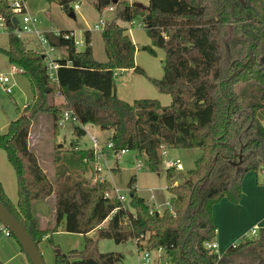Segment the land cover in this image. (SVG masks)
<instances>
[{"label":"trees","instance_id":"trees-1","mask_svg":"<svg viewBox=\"0 0 264 264\" xmlns=\"http://www.w3.org/2000/svg\"><path fill=\"white\" fill-rule=\"evenodd\" d=\"M45 1L73 12L75 0ZM7 6L0 0L9 31L2 50L10 64L31 78L41 101L35 108L24 106L0 133V148L17 182V202L9 200L0 183V203L37 244L59 226L81 234L96 230V238L86 237L82 250L58 251L55 264H118L120 255L99 251L98 239H131L138 250L161 249L168 264H264V227L230 245L220 257L203 245L215 236L213 204L222 197L238 202L244 175L264 169V0H148L145 8L127 0H95L98 10L111 6L115 13L101 30L106 60L93 58L89 30L82 51L73 37L63 36L72 30H60L57 36L46 32L51 47L66 51L55 60V81L49 79L46 56L28 49L13 33ZM135 18L141 19L138 23L151 40L141 49L151 54L154 47L163 50V75L152 82L169 94V105L153 98L130 103L115 93L116 71L141 72L134 59L137 46L128 28L117 22L131 24ZM52 93L62 102L47 101L45 96ZM66 111L73 134L82 135L85 124L110 130L108 141L115 150H133L156 170L162 146L200 148L202 153L186 173L176 166L166 168L172 197L164 211L152 209L135 194L133 179L128 209L115 197H104L109 188L104 181L90 186L80 175L71 181V174L58 172L51 178L39 163L28 144L34 119L48 112L59 128ZM67 151L85 165L95 159L92 147L81 148L74 140ZM69 163L74 164L72 158ZM178 179L182 183L175 184ZM52 195L53 220L41 227L33 206Z\"/></svg>","mask_w":264,"mask_h":264},{"label":"rangeland","instance_id":"rangeland-1","mask_svg":"<svg viewBox=\"0 0 264 264\" xmlns=\"http://www.w3.org/2000/svg\"><path fill=\"white\" fill-rule=\"evenodd\" d=\"M127 1L148 5V0ZM75 3L78 5L77 8H74ZM71 6L73 7L75 18L70 17L69 13L63 11L57 4L49 5L45 0L25 1L27 12L36 15L39 19L37 24L39 30L48 31L50 27L52 30H72L75 47L78 51L84 49V32L89 30L93 58L98 61H105L106 55L101 38L102 28H94V24L101 21L114 20V10L112 7L98 10L95 7V0H75L71 2ZM18 17L21 19L20 15ZM140 20V18H135L131 24L117 20L120 26L128 28V33L137 46L134 59L141 72L133 69L116 71L114 75L115 93L119 98L130 103L135 99L153 98L157 99L162 105H169L171 101L169 94L161 92L152 82L153 79L161 78L163 75V50L154 47L155 53L151 54L141 49L143 45H151V40L144 26H137ZM8 35V30H0V75H8V85H11V93L8 94L5 91V86L0 83V133L6 131L9 122L14 120L19 112L23 111L25 105L35 108L41 101L31 78L24 73L12 71V64H10L8 57L2 50L8 46ZM20 38L28 49L42 52L33 34L20 33ZM50 47L46 48L47 57L44 59L46 65L49 61H55L66 55L64 48ZM45 97L47 101L53 100L55 104H59L62 99L54 93ZM262 120L264 119L262 118ZM85 129L87 130L86 132L77 136L72 133V125L69 122L58 128L54 125L51 114L42 112L37 115L30 127L28 144L36 153L39 163L51 178L58 172L63 176L71 174V181L76 180L80 175L90 186L95 184L96 181H104L109 186L107 191L111 187L121 191L124 196L122 205L128 209H132L129 203L131 199V179H133L132 185L135 187V194L144 198L153 207L152 209H156L158 212L164 211L169 206L172 197V194L167 189L166 161L172 160L176 163L175 166L179 172L186 173L194 168L196 160L202 153L200 148L186 149L165 146L163 148L165 154H161V162L156 170L148 164L144 156H139L133 150H126L119 156L115 155L114 150L107 147L108 140L105 137L107 130H101L93 124H87ZM90 135H95L98 138L100 148L104 153L97 160L87 162L85 165V163L82 164L80 160H77V155L73 154L72 156L67 149H70L72 140L81 148H91ZM71 158L74 161L73 165L69 163ZM247 173H250L249 175H252L253 178L258 177L261 183L264 182V169L261 171L251 170ZM0 183L9 200L15 204L17 202L16 175L5 152L1 148ZM175 184L178 183L175 182ZM259 192L264 193V188L262 187ZM223 198L227 199L222 197L219 200ZM53 206V195L46 200L36 202L33 206L37 223L41 227H44L46 221L53 220ZM106 222L107 219L102 224L105 225ZM86 237L95 239L96 230L84 235L67 232L63 227L59 226L56 231L44 237L38 243V249L45 264H55V255L58 251L60 253H68L72 249L82 250ZM10 243L16 246L11 247ZM97 249L101 252H113L115 255H120L118 264H168L167 256L163 250H138L134 240L131 239L120 243H116L111 239H98ZM17 250H19V245L12 235H0V262L9 258ZM224 251L225 248H219V253ZM146 252L149 255L147 263H145L143 258ZM8 264L30 263L24 253L20 252Z\"/></svg>","mask_w":264,"mask_h":264},{"label":"built area","instance_id":"built-area-1","mask_svg":"<svg viewBox=\"0 0 264 264\" xmlns=\"http://www.w3.org/2000/svg\"><path fill=\"white\" fill-rule=\"evenodd\" d=\"M2 1L6 2L8 5L7 11L10 14V18H9L10 22L13 23V21H12L13 16H15L17 19L16 24L13 23L15 25V28L13 29V33L19 37H20V33L33 34V36L36 37V39L40 45L42 53L47 57L46 48L48 46H50V44H49L48 38L46 37V32H51L57 36V35H60V30H52L51 27L48 31L39 30L37 28V24L39 23V19L37 18L36 15H33V14L27 12L26 7H25V1L26 0H2ZM74 7L77 8L78 5L75 3ZM19 15L21 16V19L18 17ZM7 23L8 22H7V19L5 18V16L0 14V30H8V26H7L8 24ZM104 24H105V22L101 21L100 23L94 24V28H103ZM138 24L140 26L142 25L140 23H138ZM63 36L64 37H74L73 31L70 33H65V34H63ZM50 48H52V47H50ZM46 66H47V70H48L49 79L51 81H55L56 80L55 70L58 66L57 62L53 61V60L49 61ZM12 71L22 73L23 70L18 66L12 65ZM0 83L5 86V91L8 94H10L11 93V85H8L9 76L8 75H0ZM70 119H72V118L70 117L69 113L66 111L63 113L62 118L58 121V125L63 126L64 124L69 122ZM90 139L92 142V149L94 150V153H95V159H94V161H95L98 159V157L100 155H103L104 151L100 148L99 140L95 135H90ZM107 147L114 150L115 155H118V156L126 151V149H124V148L115 150L112 142H109V141H107ZM163 148L164 147L162 146V148H161L162 154H165V151L163 150ZM165 164L167 167H172V166L176 165V163L170 159L167 160ZM97 167H98V165H97ZM104 197L105 198L115 197L122 204L124 201L123 194L117 188L111 187L109 189V191L105 192ZM257 229H258V227H256V226L252 227L248 231V233H246V235H244V237H250V236L255 235L257 233ZM0 235H3V236L4 235H7V236L11 235V232L1 222H0ZM236 243H233L232 246H235ZM203 245L205 248L215 252L218 255V257L221 256V254L218 252V245H217V242L214 240V238L207 240V241H204ZM143 258H144L145 263H147L149 261V255L147 252L144 254Z\"/></svg>","mask_w":264,"mask_h":264},{"label":"crops","instance_id":"crops-1","mask_svg":"<svg viewBox=\"0 0 264 264\" xmlns=\"http://www.w3.org/2000/svg\"><path fill=\"white\" fill-rule=\"evenodd\" d=\"M110 7L111 6H108V8ZM137 26L140 25L137 24ZM61 102L62 99L59 103ZM86 125L87 124L83 126L84 129ZM86 131L85 129V132ZM110 135L111 131L107 130L105 136L106 140L109 139ZM250 173H247L242 179L241 196L238 202L234 203L223 198L212 206V220L216 226L214 240L217 242L218 252L219 248H225L226 250L230 245L238 242V240L243 238L252 227H264V193L259 192L262 187L264 188V182L261 183L258 177L253 178L252 175H249ZM10 245L11 247L16 246L13 243H10ZM20 252L23 251L19 245V250L14 252L3 262H0V264H8L9 261Z\"/></svg>","mask_w":264,"mask_h":264},{"label":"water","instance_id":"water-1","mask_svg":"<svg viewBox=\"0 0 264 264\" xmlns=\"http://www.w3.org/2000/svg\"><path fill=\"white\" fill-rule=\"evenodd\" d=\"M116 1L117 0H113V3ZM133 4L137 7L145 8V5L142 3L134 2ZM68 15L75 18V14L73 12H70ZM12 21L16 24L17 19L15 16L12 17ZM177 183H182V180L178 179ZM0 222L11 232V235L16 239L31 264H45L38 249V244L34 241L30 233L24 228L20 221L1 203Z\"/></svg>","mask_w":264,"mask_h":264}]
</instances>
